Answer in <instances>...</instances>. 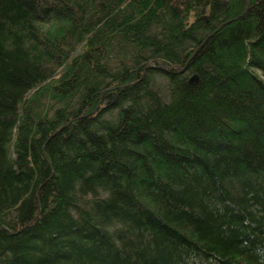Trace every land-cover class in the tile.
I'll return each instance as SVG.
<instances>
[{"label": "trees", "instance_id": "16d2710c", "mask_svg": "<svg viewBox=\"0 0 264 264\" xmlns=\"http://www.w3.org/2000/svg\"><path fill=\"white\" fill-rule=\"evenodd\" d=\"M0 264H264V0H0Z\"/></svg>", "mask_w": 264, "mask_h": 264}, {"label": "water", "instance_id": "95a60500", "mask_svg": "<svg viewBox=\"0 0 264 264\" xmlns=\"http://www.w3.org/2000/svg\"><path fill=\"white\" fill-rule=\"evenodd\" d=\"M189 80H190V82H194L196 80V75H192Z\"/></svg>", "mask_w": 264, "mask_h": 264}]
</instances>
